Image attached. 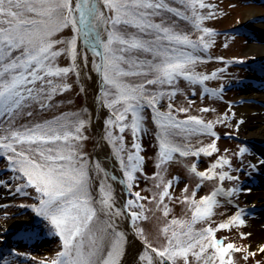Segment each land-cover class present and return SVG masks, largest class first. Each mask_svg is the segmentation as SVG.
Here are the masks:
<instances>
[{
	"label": "snow or ice",
	"instance_id": "6c2138e0",
	"mask_svg": "<svg viewBox=\"0 0 264 264\" xmlns=\"http://www.w3.org/2000/svg\"><path fill=\"white\" fill-rule=\"evenodd\" d=\"M205 9H208L206 13ZM216 15L215 5L206 0H0V157L6 158L10 179L16 182L14 192L21 196H29L28 189L35 192L33 198L38 203L19 207L31 208L47 222L49 231L62 245L52 259H42L38 264H123L128 245L123 221H129L132 234L143 245L136 264H239L234 254L243 253L245 262L257 252L264 255V244L251 251L250 245L237 246L225 242L226 238H217L220 230L246 225L245 209L238 206L233 215L215 227L199 231L193 228L197 222L211 219L214 209L220 206V198L231 204L232 197L242 191L239 184L230 189L218 185L198 201L185 196L182 202L189 205L191 219L171 220L170 225H179V230L170 232L166 224L160 229L164 242L156 246L137 226L138 221L147 219L143 215L144 205L138 203L145 197L136 192L134 198L118 206L107 180L108 172L99 161L81 151L82 142L88 139L84 133L92 122L87 108L62 113L43 123L17 125L18 118L33 115L26 109L34 104H39L41 109L51 108L55 96L71 90L72 85L67 82L70 75L75 76L84 93L83 80L91 79L92 71L99 85L95 100L112 113L104 121V139L113 146L123 175L119 183L128 196H133L131 189L136 186V174L143 173L144 157L140 154L139 141L146 108L151 110L157 127V169H162L178 153L180 157L197 158L190 171L200 178L201 184L205 180H218L221 184L225 180L238 182L239 176L231 172L240 173L243 167L232 168L226 156H219L205 171H197L201 155L211 157L219 151L217 141L221 136L214 130L215 124H224L236 116L233 105H228L231 117L225 114L215 122L194 115L181 120L178 114L189 109H174L171 100L176 92L163 90L174 87L183 78L192 85L202 86V99L206 95L222 99L225 85L221 84L219 89L203 86L206 81L220 78L226 67L210 75L190 71L191 66L202 62V54L208 53L219 34L204 26L205 21L215 19ZM175 18L188 22L200 35L193 39L178 31ZM65 31L69 32L68 36L64 35ZM62 56L70 61L69 66L57 63ZM211 59L207 56V60ZM216 59L225 65L243 63L225 61L223 57ZM130 78L141 82H129ZM153 86L160 90L153 91ZM165 97L170 101L166 112L158 107ZM243 123L242 119L235 121L236 132ZM117 128L120 135L114 134ZM127 129L132 133L134 151L124 144L123 134ZM195 135L214 139L194 150L188 143L175 142L177 136L188 141ZM224 137L238 138L230 133H224ZM125 151L126 160L121 155ZM245 154L248 149L244 146L235 153L241 164ZM225 166L227 171L223 170ZM247 166L250 170L264 167V158ZM111 180L116 181L117 177L112 175ZM96 181H99L98 189ZM171 183L159 193L158 207L166 197L172 199L168 190ZM201 184H197V191ZM4 185L5 180L0 179V186ZM195 195L194 191L192 196ZM163 207V215L167 217L168 205ZM239 235L246 239L251 233Z\"/></svg>",
	"mask_w": 264,
	"mask_h": 264
},
{
	"label": "rangeland",
	"instance_id": "374dc122",
	"mask_svg": "<svg viewBox=\"0 0 264 264\" xmlns=\"http://www.w3.org/2000/svg\"><path fill=\"white\" fill-rule=\"evenodd\" d=\"M206 3L215 5V12L217 15L215 19L205 21L204 26L226 31L231 27L239 31L240 26H244V30H242V32H237L238 34H218L214 38V43L208 50V53L202 54V62L196 63L190 68V71L193 73L210 75L213 71L226 67V71L221 74L220 78L206 81L203 86L212 89H219L221 84L225 85L222 99H216L207 95L202 99V86L192 85L183 78L179 79L174 87H165L163 89L164 91L176 92V95L171 100L174 109L182 107L189 109L187 113L178 114V118L181 120L186 119L187 115H194L205 121L213 122L218 118L223 117L225 114L231 117V112L228 109L229 104L233 105L232 111H235L236 113V108L239 105L242 103H250L248 102L249 100L243 98L249 90L253 89L259 93L264 92V74H262V72H256L258 70H254V68L248 66V63H260L261 65L259 66L264 68V56L258 55L255 52L243 55L245 47L250 43L264 44V28H253V24H264V0H206ZM251 10H254L255 13L249 16V18H245V12ZM203 11L206 13L208 9ZM175 19L178 24V31L186 32L193 39L200 34L188 23L179 20V18ZM238 21L239 23H237ZM64 35L68 36L69 32L65 31ZM225 45H227V47H225ZM207 56H211L212 59L207 60ZM217 57H223L224 60H235V57H242L241 61H243V65L241 64L239 66V63H236L238 64L237 66H233L232 64L225 65L218 61L216 59ZM245 61L247 64H244ZM57 63L60 66H69L70 61L62 56L58 58ZM244 79H246V81H244ZM87 81L89 82L90 79L83 80V86L86 91L82 93L80 91V84L76 83L75 76L70 75L67 82L72 85L71 90L55 96L51 102V108L41 109L39 104H34L32 107L26 109V112L31 111L33 115L30 117L24 115L18 118L17 125L35 124L38 122L43 123L44 121L52 120L55 117L60 116L62 113L81 111L84 108L89 110L92 118V111L89 109L87 101L93 97V90L88 86ZM129 82L139 83L140 80L130 78ZM154 88L157 87L154 86ZM193 92H195V95H193ZM189 101H191V104ZM169 102V99L165 97L158 106L159 110L166 112L168 110ZM259 106V110H251V112L256 111V114H253L252 116L260 114L264 117V99L261 100ZM203 108H208L210 111L202 112L201 109ZM111 115V111L107 109V113L103 118L104 136L106 127L104 121ZM144 116V128L140 133L139 141L142 147L140 154L144 157L142 166L143 173L136 174L138 179L136 186L132 188V191L139 192L142 197H145V199L138 201V203L144 205L143 215L146 216L147 219L138 221L137 226L143 229L144 234L149 241L154 245L159 246L164 242L163 236L160 232L162 227L168 224L169 227L177 226L180 228L179 225L171 226L170 221L173 219L188 221L191 218V211L188 210L189 205L182 202L185 196L189 199L194 198L198 201L202 196L209 195L218 185L222 186L224 189H230L239 184L242 191L238 195L232 197L231 204L227 203L226 198H220V206L214 209V215L211 219L207 222H197L193 225V228L195 231H199L208 226L215 227L217 224L233 215L237 211L238 206L239 208L245 209L246 225L240 228L220 230L216 234L217 238H226L225 242H232L237 246L250 245V250L256 251L261 244L254 241L252 234L246 239H241L239 234L240 232L251 233L249 231V224L254 220L264 219V206H250V200L246 196L248 190L255 188L264 189V177H261L263 174V168L260 167L256 170H250L247 166L250 162L257 163V157L264 158V149H262L264 148V139L254 140L247 137V131L245 128L246 117H242L236 113V116L230 121H226L224 124H215L214 130L221 136L217 141L219 151L214 153L211 157L201 155L199 157V163H197V171H205L219 156H226L231 161L232 168L243 167V171L240 173L235 171L231 172L232 175L239 176V181L231 182L225 180L221 184L218 180H205L201 184L200 178L196 177L195 174L190 171L191 165L197 162L196 157H180L178 153H174V159L172 161L166 162L162 169H157V127L152 121V112L150 109L146 108L144 110ZM241 119L244 123L240 126L239 132H236L235 121ZM258 122H264V120H258ZM113 131L114 134L120 135L118 128ZM224 133H230L238 138H225ZM84 134L88 136V139L82 142L81 151L88 154L91 159L96 160L91 157L93 149L96 146V135L91 126ZM123 136L126 148L129 151H134V149L131 148V130L127 129ZM213 139L214 138L207 135H195L188 141H185L182 136H177L175 137V142L177 144L188 143L194 150L196 147L211 143ZM106 142L114 153L112 144L107 140ZM242 143H246L245 145L248 149V154H245L243 157V164H241L240 158L235 155L239 147L244 146ZM255 148L257 150H255ZM127 154V151L121 153L124 159H127ZM219 170L220 169H217V171ZM223 170L227 171V166H225ZM157 172L160 173V177H157ZM101 176H103V174H101ZM10 177L11 172L7 170L5 160L0 157V179L5 180V185L0 186V206L7 205V207H0V228L1 226L6 225L5 223H8L14 217L24 216V219L20 222L10 225L5 234L0 233V237L1 235L3 236L1 237L3 238L2 241H0V261H3L4 264H38L42 259L50 260L55 256V253L61 249V242L59 238L51 232L50 237L46 240L42 238V229L49 227L47 222L43 221L42 218L37 217L31 208L19 207L21 204L31 205L33 203H38V201L33 198L35 196L34 190H27L30 193L29 196L16 194L14 192L16 182L12 181ZM145 177H149V179H145ZM169 181L172 182L168 189L172 199L169 200L166 197L163 202V204L168 205L169 210V215L165 217L163 215V204H160L158 207L157 202L159 201V193L163 191V187L168 185ZM108 183L111 184L109 180ZM197 184H201L198 191L196 190ZM157 185L161 186L158 188ZM98 187L99 181H96L95 188L98 189ZM10 188L13 189L12 192H10ZM185 188H187V191H185ZM194 191L196 192L195 197L192 196ZM154 197L155 200L153 199ZM131 198L134 197L131 196ZM259 201L264 202V199L260 198ZM134 210L140 211L139 209ZM234 255L239 264H256V261H261V264H264V255H261L258 252L256 256L250 257L247 262L242 259L243 253H237Z\"/></svg>",
	"mask_w": 264,
	"mask_h": 264
},
{
	"label": "bare ground",
	"instance_id": "6f19581e",
	"mask_svg": "<svg viewBox=\"0 0 264 264\" xmlns=\"http://www.w3.org/2000/svg\"><path fill=\"white\" fill-rule=\"evenodd\" d=\"M255 11H246L245 12V18H249V16L253 15ZM254 29H263L264 24L262 23H256L253 24ZM82 44V41H81ZM257 53L258 55L264 56V44H255L250 43L245 47V50L243 52V55L251 54V53ZM91 53H89V69L91 68ZM90 76L92 77L90 81H87V84L89 87L93 90V97H91L87 102V105L89 109L94 114V119L91 122V128L94 131L95 135L98 139V144L95 149V153L100 156H107L109 151V146L107 142L104 139V135L102 133L103 129V118L105 116L104 109L100 108L98 103L95 100L96 97V88H97V82H96V74L92 71H90ZM87 95V93H86ZM245 99L249 100L247 104H241L236 108V113L242 117H246L245 124H246V134L249 139L254 140H262L264 139V122H258V120H264V117L260 114H256V111L260 109V102L264 99V92L259 93L255 90H249L247 94L244 95ZM251 110H256L255 112H251ZM260 138V139H259ZM264 142V141H263ZM264 146V145H263ZM264 149V148H262ZM255 150H257L255 148ZM257 160L261 159L259 157L256 158ZM107 161V160H106ZM101 161L103 165H106L108 162ZM118 167V166H117ZM263 174L261 177H264V167H262ZM111 184L113 185L114 189V195L117 199L118 206H120V202L122 200V187L121 184L115 181H112L111 178L109 179ZM246 196L250 200V206L259 207L264 206V202L259 201L260 198L264 199V189L255 188L252 190H248L246 192ZM24 219V216L20 217H14L11 219L8 223H5L6 225L1 226L0 233L5 234L6 230L10 227V225H14L17 222H20ZM123 228L126 232H128L126 227V221H123ZM249 231L252 234V238L254 241L260 244H264V219L254 220L249 224ZM1 237H3L1 235ZM0 237V241H2L3 238ZM140 247L139 242L128 232V245L126 248V255L124 257L123 264H136V254L138 252V248Z\"/></svg>",
	"mask_w": 264,
	"mask_h": 264
},
{
	"label": "water",
	"instance_id": "95a60500",
	"mask_svg": "<svg viewBox=\"0 0 264 264\" xmlns=\"http://www.w3.org/2000/svg\"><path fill=\"white\" fill-rule=\"evenodd\" d=\"M96 82H97V77H96ZM96 89H97L96 90V96H97L98 95V92H99V85H98V83H97V88ZM99 107L102 108V109H104L105 112H107V109L106 108H104V107H102L100 105H99ZM94 117L95 116H94V114L92 112V120L94 119ZM102 133H103V129H102ZM97 144H98V139H97V136H96V146L93 149V152H92V156L91 157L92 158H95L100 163H101L102 160L103 161H106L107 160L106 162H108V163L106 165H103L101 163V165L105 169V171L108 172L107 179H110L112 175H115L117 177V180L115 182L118 183L119 180L121 178H123V175H122V172H121V170L119 168V165H118V162H117V160L115 158V155L111 151L110 147H109V151H108V155L107 156H100V155L96 154L95 153V149L97 147ZM121 187H122V193H123V195H122V200L120 202V206H122V204L127 200V190L125 189V187L123 185H121ZM128 225H129V221H126V227H127L128 232L139 242V245H140V247L138 248L139 250H138V252L136 254V257H137L138 256V253L142 249V246L143 245H142L141 241L136 236H134L132 234V231H131V229L129 228Z\"/></svg>",
	"mask_w": 264,
	"mask_h": 264
},
{
	"label": "trees",
	"instance_id": "16d2710c",
	"mask_svg": "<svg viewBox=\"0 0 264 264\" xmlns=\"http://www.w3.org/2000/svg\"><path fill=\"white\" fill-rule=\"evenodd\" d=\"M185 23H188V22H185ZM188 24H189V23H188ZM189 25H190V24H189ZM185 33H186V32H185ZM149 78H152V77H149ZM140 82H141V81H140ZM152 90H153V91H158V90H160V89H158V88H154V86H153ZM38 123H39V122H38ZM125 160H126V159H125ZM131 192H133L132 189H131ZM133 197H134V193H133ZM130 198H131V197H130ZM141 204H142V203H141ZM190 219H191V218H190ZM190 219H189V220H190ZM185 221H186V220H185ZM44 227H45V226H44ZM170 229H171V231H172V230H179V227H177V226H176V227H170ZM44 230H45V233H46V232H47V233H50V231H49V227H45Z\"/></svg>",
	"mask_w": 264,
	"mask_h": 264
}]
</instances>
